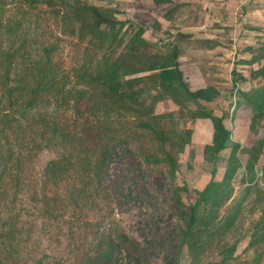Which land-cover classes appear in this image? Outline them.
<instances>
[{"label":"rangeland","instance_id":"1","mask_svg":"<svg viewBox=\"0 0 264 264\" xmlns=\"http://www.w3.org/2000/svg\"><path fill=\"white\" fill-rule=\"evenodd\" d=\"M48 1L35 6L25 0H5L0 6V41L9 51L25 41L35 59H45L44 48L51 49L52 66L72 76V87L75 71H84V63L97 64L103 52L78 38V22L72 9L62 6L63 0ZM89 4L98 7L125 36L119 52L134 51L127 37L142 32L156 43V47L143 50V56L152 63L160 59L154 70L160 71L170 64L167 48L177 46L179 68L190 90L207 89L214 99L189 102L184 113L170 99L155 107L158 114L176 111L178 129H193L192 142L178 155L179 170L174 180L168 177L165 165L151 166L143 161L140 154L152 143L141 136L131 147L119 149L106 168L104 183L110 199L94 197L78 206L68 198V184L64 182L58 187L64 198L50 216L42 201L43 172L60 151L48 148L38 153L27 164L18 198L1 210V216L15 222L19 231L8 252L0 249V264H82L94 252L102 233L115 225L148 251L149 264H173L178 255L179 264H217L225 248L234 244L237 258L233 264H264V241L251 246L262 231L264 147L255 174L247 171L249 150L264 141V118L258 119L253 129L252 106L236 107L242 99L238 89L264 84V59L255 57L257 49L264 46V0H89ZM24 63L29 64L27 60ZM196 109H212L215 115L225 117L224 123L231 130L227 146L241 144L238 155L242 167L233 179L231 197L219 210L216 225L220 227L236 213L237 222L221 241L195 260L189 246L180 245L178 225L186 226L193 205L211 179L223 178L230 154L227 148L218 158L206 155L205 146L212 143L214 126L210 119L187 116ZM64 111V117L75 119L74 111ZM261 174L262 181L255 182ZM175 184L184 189L180 192L183 206L176 203ZM199 210L204 213L203 206ZM205 239L211 240L209 235ZM116 243L113 264H139L122 243Z\"/></svg>","mask_w":264,"mask_h":264},{"label":"trees","instance_id":"2","mask_svg":"<svg viewBox=\"0 0 264 264\" xmlns=\"http://www.w3.org/2000/svg\"><path fill=\"white\" fill-rule=\"evenodd\" d=\"M4 2L0 0V6ZM25 2L35 6L50 3L48 0ZM62 6L66 10L68 7L72 9L79 25L78 38L92 42L96 50L103 52L97 64L84 63V71H75L72 87H69L72 76L52 66L51 49L44 48L45 59H35L25 41L13 51L7 50L0 41V249L7 252L17 240L19 230L15 222L1 216V210L18 198L25 184L27 164L38 153L48 148L60 151L43 172L42 201L50 216L57 211L55 205L64 198L58 190L64 182L68 184V198L78 206L81 201L94 197L110 199L104 183L106 168L119 149L131 147L141 136L152 143L150 149L140 154L143 161L151 166L165 165L168 177L174 180L179 170L178 155L192 142L193 129H178L176 111L158 114L155 107L170 99L184 113L189 102L214 99L207 89L190 90L179 68L177 46L166 50L170 64L161 68L168 69L154 71L160 59L152 63L142 51L156 47V43L146 39L142 32L127 37L134 51L119 52L125 36L98 7L89 4V0H75L73 3L63 0ZM257 50L255 57L264 59V46ZM26 60L28 65H24ZM19 65L24 67L19 68ZM238 93L242 99L236 107L242 104L252 106L251 126L255 129L257 120L264 118V84L238 89ZM62 109L74 111L75 119L64 117ZM187 116L210 119L213 123L212 143L205 146L206 155L218 158L222 151L230 148L223 178L211 179L193 205L186 226L178 225L182 238L180 245H188L196 260L212 244L221 241L238 220L236 213L220 227L216 225L219 210L231 197L233 179L242 167L238 155L241 144L227 146L231 130L224 123L225 117L215 115L212 109L190 110ZM263 147L264 141L260 140L249 150L247 171L252 174H255ZM182 190L177 184L173 186L179 206H183L180 200ZM201 206L204 207L203 214L199 210ZM259 222L261 234L251 246L264 241V207ZM207 235L211 240L205 239ZM117 241L135 256L139 264L150 263L148 251L115 225L102 233L94 252L82 264H113ZM236 252V244L225 248L217 264H233ZM179 263L178 255L173 264Z\"/></svg>","mask_w":264,"mask_h":264},{"label":"built area","instance_id":"3","mask_svg":"<svg viewBox=\"0 0 264 264\" xmlns=\"http://www.w3.org/2000/svg\"><path fill=\"white\" fill-rule=\"evenodd\" d=\"M262 173V172H261ZM263 174V173H262ZM262 174L261 175H258L257 178H256V181L255 182H258V181H262Z\"/></svg>","mask_w":264,"mask_h":264}]
</instances>
